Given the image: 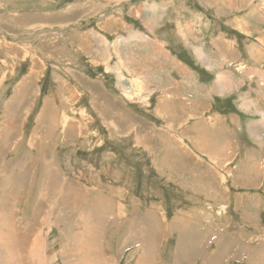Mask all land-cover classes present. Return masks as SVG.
<instances>
[{
	"label": "rangeland",
	"instance_id": "374dc122",
	"mask_svg": "<svg viewBox=\"0 0 264 264\" xmlns=\"http://www.w3.org/2000/svg\"><path fill=\"white\" fill-rule=\"evenodd\" d=\"M0 247L264 264V0H0Z\"/></svg>",
	"mask_w": 264,
	"mask_h": 264
},
{
	"label": "bare ground",
	"instance_id": "6f19581e",
	"mask_svg": "<svg viewBox=\"0 0 264 264\" xmlns=\"http://www.w3.org/2000/svg\"><path fill=\"white\" fill-rule=\"evenodd\" d=\"M114 71H116V72H118V75H120V71H119V68L115 65V66H113V68H112ZM137 82V80L135 79L134 80V83H136ZM138 84V83H137ZM127 92V91H126ZM9 194V193H8ZM8 196V195H7ZM4 207V206H3ZM31 247V246H30ZM1 248V247H0ZM202 254V253H201ZM3 259V258H2Z\"/></svg>",
	"mask_w": 264,
	"mask_h": 264
}]
</instances>
